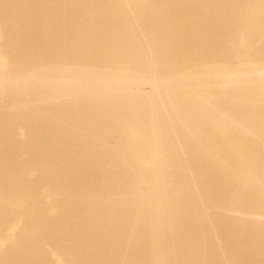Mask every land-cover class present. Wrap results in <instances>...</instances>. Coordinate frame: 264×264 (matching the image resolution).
Returning a JSON list of instances; mask_svg holds the SVG:
<instances>
[{"label": "bare ground", "instance_id": "6f19581e", "mask_svg": "<svg viewBox=\"0 0 264 264\" xmlns=\"http://www.w3.org/2000/svg\"><path fill=\"white\" fill-rule=\"evenodd\" d=\"M0 264H264V0H0Z\"/></svg>", "mask_w": 264, "mask_h": 264}]
</instances>
